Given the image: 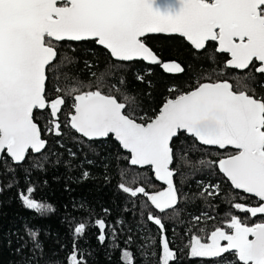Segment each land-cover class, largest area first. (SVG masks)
I'll use <instances>...</instances> for the list:
<instances>
[{"label":"snow or ice","instance_id":"obj_1","mask_svg":"<svg viewBox=\"0 0 264 264\" xmlns=\"http://www.w3.org/2000/svg\"><path fill=\"white\" fill-rule=\"evenodd\" d=\"M151 34L183 38L194 50V60L203 57L215 63L217 55H225L223 68L201 75L187 91L169 87L167 91L176 94L163 99L151 116L147 111L138 114L141 102L129 93L122 76L112 84L97 78L94 86L90 82L85 88L83 81L72 82L62 72L74 58L61 57L60 45L92 41L115 61H144L169 74L184 73L181 62L163 61L146 43ZM210 45L215 47L210 50ZM224 69L234 74L227 76ZM146 74L151 75V70ZM136 79L153 87L140 73ZM258 88L264 89V0H0V170L11 177L7 183L0 180V193L15 186L18 170L26 175L32 169L44 170L49 158L59 155L52 151L50 138H56L60 147L65 146L66 136L77 143L112 138L128 153L117 156L128 165L120 172L118 188L132 198H146L153 209L147 220L159 230L158 251H145L149 245L144 243L133 250L131 235L121 248L116 243V228L103 218L95 219L96 239L104 245L111 238L122 264H183L185 254L212 264H264V94ZM144 95L151 96V92ZM181 136L220 150L234 149L232 154L198 163L218 169L233 189L247 194L242 199L250 196L256 201L229 200L232 208L247 215L230 214L226 223L210 232L203 226L196 229L202 219L212 218L207 212L193 216L195 223L186 229L191 235L184 248L169 239L160 215L168 219L179 216L182 196L173 165L177 159L192 164L185 159L188 149L174 143ZM67 151L76 157V152ZM180 152L183 155L178 156ZM133 168L150 169L165 187L149 191L155 185L147 178L141 182L139 172L130 181L125 179ZM89 178L90 172L84 170L80 179ZM36 191L30 184L18 198L36 217L48 218L55 208L38 199ZM219 195V183L204 185L199 193L206 199ZM88 227L85 222L73 227L72 250L63 261L46 258L41 230L28 224L16 252L27 250L23 264H89L90 253L78 247V239L85 237Z\"/></svg>","mask_w":264,"mask_h":264},{"label":"trees","instance_id":"obj_2","mask_svg":"<svg viewBox=\"0 0 264 264\" xmlns=\"http://www.w3.org/2000/svg\"><path fill=\"white\" fill-rule=\"evenodd\" d=\"M146 43L160 55L163 61L181 62L186 71L181 74H169L159 65L149 66L144 62H117L95 42H63L60 45L61 57L67 55L74 58V62L66 64L62 68V72L66 73L72 82L83 81L85 88L90 82L94 86L97 78H101L105 84H112L122 76L126 81L129 93L137 96L141 102L142 110L138 114L142 115L144 111H147L151 116L154 114L153 110H158L163 99L176 94L169 93L167 91L169 87L175 86L178 91H187L198 77L211 72L212 68L220 71L223 68L222 62L226 59L225 55H217L215 63H211L203 57L194 60L192 57L194 50L184 39L176 36H150L146 38ZM214 47L215 45H210V50ZM85 62L90 63L92 67H86ZM149 69L151 75L146 74ZM224 72L227 76L234 74L233 70L229 69H224ZM92 73H96V76H92ZM136 73L144 75L145 81H152L153 87L149 88L146 83L139 82L136 79ZM235 74L243 75L239 72ZM61 81H64L63 75ZM65 83L67 82L65 81ZM48 87H53L51 80ZM104 90L107 91V88L105 87ZM257 91L264 94V89L258 88ZM146 92H151V96H145ZM65 131L69 130L65 129ZM50 139H52V151L59 155L51 156L49 162L45 164L44 170L32 169L30 175H26L23 170H18L15 176V186L10 189L5 188L3 193H0V264H23L24 257L28 255V252L24 250L21 254H17L16 248L19 246V237L24 235L26 224L41 230L40 239L44 242L46 258L51 257L63 261L72 250L73 227L79 222L89 225L85 237L78 239V247L85 253H90V256L87 257L89 264H122L119 261L120 251L113 250L114 244L111 238L104 245L99 244L96 239L99 230L94 226V221L97 218L105 219L107 224L116 228V243L121 248L125 246L127 237L131 235L133 250L140 249L141 244L144 243L149 245L148 249H144L145 251L152 249L158 251V227L147 220L148 211L153 210L151 205L146 204L145 197L132 198L118 188V184L122 182L120 172L128 165L127 161L118 160L117 156L124 157L128 154L120 149L112 138L95 143L86 140L83 143H77L66 136L63 141L64 147L55 143L56 138ZM174 143L177 148L188 149L185 159L192 161V164L189 165L177 159L173 165L177 169L174 181L182 196L181 204L178 206L179 216L168 219L165 214L160 215L164 217L169 239L176 246L184 248L191 235V233H186V229L195 223L192 220L193 216L207 212L208 216L212 218L202 219L196 229L203 226L206 227L207 232H210L215 226L226 223L230 214L247 215L232 208L229 200H232L233 203L252 204H255L256 201L252 197L242 199L246 195L234 190L230 182L218 172V169L208 168L206 165L198 163L200 159H219L223 155L232 154L233 150L220 151L207 148L186 136L174 140ZM194 143L195 147H190ZM69 148L76 152L75 158L69 155L67 151ZM92 149H95L99 155H96ZM181 155L183 152L178 153V156ZM57 159H59V163L56 162ZM86 159L93 160L94 163L88 164L85 162ZM84 170L90 172V178L87 180L80 179ZM135 172L142 174L139 178L141 182L147 178L149 183L155 185V188H149V191L165 187L162 182L155 180L148 168H133L125 179L130 181ZM10 179L11 177L3 175L0 170V180L7 183ZM209 183H219L221 195L207 199L199 196L203 186ZM30 184L37 188L35 196L38 199L51 203L55 208V212L50 217L38 218L23 207L18 193ZM184 196H187L188 199L184 200ZM104 209H108L109 212L105 213ZM120 220L124 223L117 224V221ZM129 229L132 231L129 232ZM196 229H193V232ZM106 231L110 232L111 229H106ZM62 245L63 247H61ZM109 255L111 260L108 259ZM182 261L183 264H212L210 260L189 258L186 254L182 256Z\"/></svg>","mask_w":264,"mask_h":264},{"label":"water","instance_id":"obj_3","mask_svg":"<svg viewBox=\"0 0 264 264\" xmlns=\"http://www.w3.org/2000/svg\"><path fill=\"white\" fill-rule=\"evenodd\" d=\"M150 36H167V37H174V36H168V35H165V34H151V35H149L148 37H150ZM176 37H178V36H176ZM147 38V37H146ZM179 38H181V37H179ZM183 39V38H182ZM88 42H92V41H88ZM70 43H82V42H70ZM98 47H100V48H103L102 46H99V45H97ZM104 49V48H103ZM105 50V49H104ZM107 51V50H106ZM114 60V59H113ZM117 62H119V61H117ZM133 62H144V61H133ZM133 62H123V63H133ZM145 64H147V65H149V66H158V65H150V64H148L147 62H144ZM114 140V139H113ZM115 141V140H114ZM116 142V141H115ZM117 143V142H116ZM118 144V143H117ZM201 146H204V145H201ZM204 147H207V148H214V149H218V148H216V147H214V146H204ZM230 150H233L234 151V149H231V148H229ZM218 150H220V149H218ZM227 150V149H226ZM125 153H127L125 150H123ZM220 151H225V150H220ZM128 154V153H127ZM234 190H236V189H234ZM236 191H238V192H241V193H243L241 190H236ZM244 194V193H243ZM245 195H247V194H245ZM250 197V196H249Z\"/></svg>","mask_w":264,"mask_h":264}]
</instances>
